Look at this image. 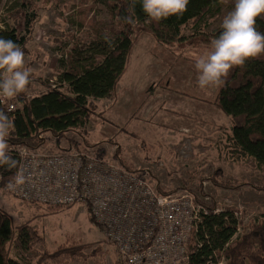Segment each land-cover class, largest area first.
Here are the masks:
<instances>
[{
    "label": "rangeland",
    "instance_id": "1",
    "mask_svg": "<svg viewBox=\"0 0 264 264\" xmlns=\"http://www.w3.org/2000/svg\"><path fill=\"white\" fill-rule=\"evenodd\" d=\"M233 5L234 0H223L218 15L205 19L198 31L183 27L181 39L166 38L167 43L137 26L124 75L109 96L90 106L102 115L94 108L84 128L61 137L44 134L43 145L31 150L91 153L123 165L161 191L214 203L213 215L231 212L237 219L231 241L260 224L264 168L249 158L233 161L226 147L231 122L214 103L220 87L199 88L194 68ZM21 10L36 16L23 50L31 70L22 92L27 99L53 88L66 92L59 74L97 65L103 60L99 46H111L124 28L98 0H0V28L7 21L20 25ZM15 98L4 100L18 107ZM48 206L23 203L0 188V211L14 225L27 223L38 234L32 249L11 251V257L22 264H118L115 247L83 204Z\"/></svg>",
    "mask_w": 264,
    "mask_h": 264
},
{
    "label": "trees",
    "instance_id": "2",
    "mask_svg": "<svg viewBox=\"0 0 264 264\" xmlns=\"http://www.w3.org/2000/svg\"><path fill=\"white\" fill-rule=\"evenodd\" d=\"M98 1L124 26L111 46H99L98 54L103 60L81 71L59 74V81L67 85L66 92L53 88L30 99L21 92L14 100L18 107L13 112H8L0 102V111L7 114L14 125L9 130L7 143L8 154L16 161V167L11 169L0 167L1 186L15 174L18 147L38 149L44 143V134L61 137L68 131L76 132L86 126L91 113H99L97 107L92 111L90 106L95 105V100L109 96L124 75L128 54L134 45L130 35L137 26L139 29L148 28L160 42L166 41V38L181 39L183 27L191 26L198 31L205 19L218 15L223 3V0H189L187 11L182 15H173L156 22L150 21L143 12L140 0H136L134 10L129 6L131 0ZM21 12L22 23L17 25L7 21L5 27L0 28V37L13 40L24 50L36 16L33 12ZM125 16H131L135 22L125 23ZM256 27L264 33V15L257 18ZM220 31L221 28L215 30L211 37L218 36ZM3 73L0 71V78ZM214 103L231 122L226 147L231 149L233 161L249 158L258 168H264V54L247 60L242 67L233 68L225 84L220 87ZM99 114L102 115V112ZM156 188L160 193H171L161 191L159 186ZM195 201L209 210L215 209L214 203L197 198ZM29 204L37 207L41 205L34 202ZM262 218L260 224H255L248 232L231 241L238 229L237 219L231 212L205 216L200 224L202 245L200 252L192 257V262L205 264L216 253L215 262L224 256L225 264H264V216ZM204 236L208 238V244L203 242ZM35 240H38V234L29 224L16 226L7 213L0 211V264H22L19 257H11V251L27 252L34 247Z\"/></svg>",
    "mask_w": 264,
    "mask_h": 264
},
{
    "label": "built area",
    "instance_id": "3",
    "mask_svg": "<svg viewBox=\"0 0 264 264\" xmlns=\"http://www.w3.org/2000/svg\"><path fill=\"white\" fill-rule=\"evenodd\" d=\"M0 102L8 112L13 101ZM13 178L2 185L9 195L27 203L64 207L83 204L104 238L115 247L118 264H195L200 252V224L218 210L207 209L189 194L160 193L143 177L123 165L73 149L58 154H37L17 148ZM18 171L26 181L14 190ZM220 211V210H219ZM203 242L208 244L204 236ZM213 254L205 264H225ZM214 261V263H213Z\"/></svg>",
    "mask_w": 264,
    "mask_h": 264
},
{
    "label": "clouds",
    "instance_id": "4",
    "mask_svg": "<svg viewBox=\"0 0 264 264\" xmlns=\"http://www.w3.org/2000/svg\"><path fill=\"white\" fill-rule=\"evenodd\" d=\"M142 10L150 21L159 22L170 16H180L187 11L189 0H140ZM136 0L129 5L133 10ZM264 15V0H234V5L223 17L218 36L209 49L197 56L194 68L197 85L201 89L219 88L225 84L230 71L242 67L249 59L264 54V33L257 30L256 20ZM125 23L132 24L131 16L124 17ZM107 42L108 37L105 36ZM0 95L13 98L23 92L30 83L31 70L25 67V53L11 39L0 37ZM14 127L8 115L0 111V167H16V161L8 154L7 137ZM26 181L25 174L18 171L14 182L8 188L14 190Z\"/></svg>",
    "mask_w": 264,
    "mask_h": 264
},
{
    "label": "crops",
    "instance_id": "5",
    "mask_svg": "<svg viewBox=\"0 0 264 264\" xmlns=\"http://www.w3.org/2000/svg\"><path fill=\"white\" fill-rule=\"evenodd\" d=\"M180 35H181V33H180Z\"/></svg>",
    "mask_w": 264,
    "mask_h": 264
}]
</instances>
